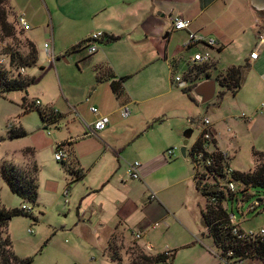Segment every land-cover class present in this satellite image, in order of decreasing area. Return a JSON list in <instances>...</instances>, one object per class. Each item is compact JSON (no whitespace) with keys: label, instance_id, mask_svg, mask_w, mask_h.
<instances>
[{"label":"crops","instance_id":"0c3cea01","mask_svg":"<svg viewBox=\"0 0 264 264\" xmlns=\"http://www.w3.org/2000/svg\"><path fill=\"white\" fill-rule=\"evenodd\" d=\"M249 3V0H7L10 10L16 15L18 27L20 26L17 18L22 16L30 29L43 26L46 28V42L52 54L55 52L63 55L60 58L55 57L54 61L60 59L64 66H70L67 60V57H70L79 72L85 70L90 72L89 81H86L85 86L76 82L73 88H69L63 67L57 65L53 67L54 61L48 62L43 53L45 63L52 65L49 68H53L56 76V88L52 96L54 95L55 101L58 100L54 107L57 111L50 106L55 101L42 105L39 98L34 100L27 95L23 97L29 104L30 101L32 103L38 101V109L44 110L45 113L54 112L55 117L51 120L48 116L44 122L40 119L43 128L49 122L53 124L63 122L66 114H62L59 109L64 108L63 102L69 106L66 113L69 118H73L71 124L76 136L67 137L60 142L63 144L61 147L68 153L69 167L68 173L60 172L61 180L55 183L60 190L67 192L78 188L74 207L75 225L91 221L92 215L85 220L82 216L84 209L92 206L93 210L90 213L98 212V219L93 217V222L97 228L106 232L107 237L112 231L128 235L131 229L138 231L141 234V242L138 243L140 245L144 242L149 243L152 246L151 255L163 252V249L154 250L153 243L156 242L154 235L148 239L151 232L157 234V241H163L169 237L166 232L169 222L176 221L183 227L187 225L175 216L169 203L164 200L162 196L164 188L154 184L152 180L149 181L151 176L168 163L169 159L163 157L164 147L153 149L145 137L142 140V137H116L115 131L119 120L129 119L132 115L130 106L134 115H137L142 111L143 102L162 95L155 94V87L152 91L149 89L151 96L144 99L139 98L137 93L127 91L125 84L133 76H142V90L144 85L156 83L164 85V93L170 94L174 91L173 82L176 76L172 77V71L176 69L180 60L184 59L187 66L193 67L189 65L188 59L194 53H206L209 61L194 66L205 68L209 74V78L206 79L215 81L214 95L211 99L213 100L221 89L216 83V77L220 78V74L229 67H243L240 71L242 78L240 88L234 94L225 91L221 99L213 103L212 109L221 110L222 120L236 122L238 128L234 137H251L250 150L264 151V10H257ZM174 15L188 20V28L172 29L170 17ZM20 30L23 31L26 41L35 47L27 31L21 27ZM97 31L102 33V39L97 43L94 53L88 55L84 50H70ZM188 32L213 38L218 46L210 48L198 44L185 48ZM108 36L117 39L106 42ZM254 49L257 50V56L250 59L249 54ZM35 65L43 68L42 79L47 72L45 73L44 65L38 62V52ZM27 69L29 68L25 69L26 75ZM199 76L200 79L195 81L189 80L187 76L186 80L183 79L185 85L188 84L186 89L189 95L197 84L206 80ZM120 77L127 78L120 82L118 80ZM180 81L181 78L177 83ZM119 84L121 94L116 96L113 86ZM86 93L89 95L84 100L83 95ZM122 104H127L130 110L126 118L121 117L119 113ZM90 107L96 109V114L91 113ZM99 115L108 118L105 129L96 134L100 135L99 137L86 136V126ZM241 115H245L248 121L241 120ZM19 128L23 129L21 126ZM129 130L124 129L125 133H131ZM122 142L123 144H118ZM57 145L58 143H55V146ZM129 147L136 148L137 155L142 157L138 160L140 182L136 183L142 190L136 195L133 193L132 196L131 185H126L118 175V171L121 172L123 169L122 156ZM215 147L223 150L216 135ZM237 150L239 148L234 147L230 151L235 155ZM185 151L186 149L184 154ZM130 163H126V169ZM229 164L231 166V160ZM72 172L74 174H71ZM128 180L133 181L130 178ZM150 193H154L155 199H149ZM106 197L109 198V203L106 202ZM204 204L199 210L200 220ZM104 205L111 207L112 214L108 217L104 214ZM156 222L164 223L166 226L160 224L154 228L153 223ZM238 223L240 226L239 220ZM191 233L195 237L194 240L169 246L173 251L170 264H177L178 252L186 250L191 253L197 250L200 255L190 264H225L215 255L214 245L206 235L205 227L200 233L194 231ZM241 264L264 263L258 259L250 261L246 259Z\"/></svg>","mask_w":264,"mask_h":264},{"label":"rangeland","instance_id":"374dc122","mask_svg":"<svg viewBox=\"0 0 264 264\" xmlns=\"http://www.w3.org/2000/svg\"><path fill=\"white\" fill-rule=\"evenodd\" d=\"M4 8L7 23L12 27V34L5 36V33L0 30V66L8 72V75L13 77L16 74L21 77H38L40 70L36 65L27 69L26 75V68H23L22 73H19L18 69L10 63V53L13 55L17 52L22 56H26L29 47L23 31L16 25V15L10 10L7 2ZM25 30L35 44L38 52V62L44 65L45 73H47L43 75L42 79L40 78L38 83L30 86L25 91L26 93L13 91L0 95V138H4L0 141V170L1 164L6 162L34 176L37 186L36 203L31 204L22 201L12 194L0 175V207L4 209L22 208L30 213V217H12L4 227H1L0 242L3 239H8L10 245L6 246L5 249L19 258L31 257L32 264H130L138 250L141 249L144 253L150 254L152 246L147 242L140 245L138 242H141V238L133 240L128 234H118L115 231H112L110 236L107 237L106 232L97 228L93 222L94 218L98 219V212L91 214L92 206L85 208L82 216V219L85 220V218L87 219L92 215L91 221L88 222L91 226L87 222H85L86 224L75 225L74 207L78 188L71 189L66 196H63V189L60 190L55 183L61 180V171L63 173L67 172L69 158L64 163L56 162L53 158L56 149L55 143L60 144L67 137L76 136L71 124L73 118H69L70 116L67 115L66 110H69V106L63 102L64 108L59 110L62 114H66V118H63L64 121L57 124L49 122L43 128L37 109L31 107L27 100H24V106L21 105V100L26 95L34 100L39 98L42 105L53 102L55 99L52 93L56 88L54 70L49 68L52 65L45 63L42 50L43 44L47 41L46 28L43 26L30 29L28 26ZM54 56L60 58L63 55L54 52ZM67 60L70 66H64L59 59V61L53 62V67L56 65L63 67L69 81L67 87L73 88L76 82L85 86L86 81H89L90 72L88 70L79 72L71 58L67 57ZM184 61V59L180 60L176 69L172 71V77L179 76L181 81L180 83L176 82L177 84L173 82L175 84L173 86L174 91L170 94L164 93V85L156 83L144 85L142 90V76H133L126 82L125 89L133 94L137 93L141 99L151 96L149 89L152 91L154 87L156 89V91L154 90L155 94L162 93V95L143 102L141 104L142 111L137 115H134L133 108L130 106L132 115L129 119H120L117 123V131H115L118 138L131 136L135 138L142 137V140L145 137L153 149L157 150V148L164 147L163 153L167 149H174V156L168 160L167 165L149 178V181L152 180L154 184L164 188L162 194L164 200L169 203V207L175 212V216L181 222L187 224L183 227L176 221L169 222L166 229L169 237L163 241H157L158 236L154 232H151L148 236L150 240L154 235L156 241L153 243L154 250L163 249V251L166 250L172 254L173 251L169 249V246L194 240L195 237L191 232L200 233L204 229L203 222L199 217V210L203 208L204 198L194 188V169L189 154L191 145L197 140L200 133V120L204 117L210 119L211 129L217 136L220 148L227 152L234 171L248 172L255 168L249 148L251 137H234L238 128L236 122L222 120L221 110L214 111L212 109L213 103L218 100L214 98L210 102L201 104L193 93H190L191 97H188L182 92V89L188 86L187 83L186 85L184 83V80H186L184 74L189 66ZM139 92H142V94ZM88 95L89 93L83 95L85 96L84 100ZM59 100L61 101V99ZM30 102L32 103V101ZM56 103H58V100L50 106L55 109ZM55 110L57 111V109ZM226 110L228 111V109ZM9 126L12 127L11 129H17L21 126L27 132V135L7 140L5 137ZM124 129L131 131V133H125ZM187 129H191L192 133L188 138L183 157L180 151L184 141L182 134ZM118 144H123V142ZM234 147L239 148L235 155L234 152L230 151ZM122 158L121 167L123 169L121 172L118 171V175L123 179V182H126V185H131V196L133 193L136 195L142 190L141 187L136 185L140 182V178L133 181L128 180L126 163L138 162L139 158L142 157L137 155L136 148L129 147L125 150ZM248 191L253 195L246 200L238 199V203L242 207L237 208L236 201L226 200V213L234 214L235 219L240 221V228L243 231H256L264 228V189L251 187L248 188ZM106 195H108L107 191ZM257 199H261V201L258 202ZM106 202L109 203L108 197H106ZM254 203L258 204L255 210L241 216L240 213H245L246 209ZM189 206L191 207L189 208ZM103 211L107 217L112 214L109 205H104ZM44 242L46 244L42 247ZM147 246H151V249L146 250ZM188 251L178 252L177 264H190L193 259L200 256L196 252L197 250L192 253ZM111 256H115L116 259L112 260Z\"/></svg>","mask_w":264,"mask_h":264},{"label":"trees","instance_id":"16d2710c","mask_svg":"<svg viewBox=\"0 0 264 264\" xmlns=\"http://www.w3.org/2000/svg\"><path fill=\"white\" fill-rule=\"evenodd\" d=\"M7 0H0V30L5 33V36H10L12 34V27L7 23L6 12H5V4ZM264 28V26H263ZM116 37L108 36L106 37V42H111L116 40ZM84 42H81L70 50L79 49L81 51L84 50L82 46ZM29 52L26 56H22L15 52L13 55L10 53V63L15 68H30L35 66L37 59V51L34 45L31 42H28ZM85 51V50H84ZM241 68L243 67H229L227 68L221 75L220 78H216L218 80L217 83L221 88L215 95L217 100H220L225 91H229L234 94L241 85ZM40 75L38 77H21L19 74H16L14 77L8 75V72L0 66V95H3L8 92L13 91H21L25 92L26 89L39 82L43 68L40 67ZM209 78V74L205 71L203 67H189L186 70L185 76L189 80L195 81L200 79V76ZM127 77H120L118 80L123 82ZM121 86H113V91L116 96L121 94ZM182 92L186 94L188 97V89H182ZM24 98H22L21 105L24 104ZM24 106V105H23ZM31 106V105H30ZM38 114L40 119L44 122V120L50 118H54V112H44V110H39ZM56 115V114H55ZM48 116V117H47ZM51 116V117H50ZM9 127L7 131V136L5 137L7 140H12L20 137H24L26 132L17 127V129H11ZM199 137L192 144L189 150V154L194 150L196 146L199 145ZM4 140V138H0V141ZM191 156V155H190ZM251 156L255 163V168L248 172H237L234 171L231 179L236 182L242 183L245 188H259L264 189V151H257L252 149ZM217 160V159H216ZM35 171V170H34ZM0 175L10 192L20 198L22 201L29 202L31 204L36 203V179L34 176L19 170L18 168L10 165L8 163L1 164ZM71 174H74L73 172ZM74 176V175H73ZM193 183L196 191L200 193V195L204 198L205 206L201 211V218L204 227L206 228V235L211 239L215 250L219 252V257H223L228 250H231L234 257L247 258L253 257V259H258L262 263H264V244L262 243H248L237 239L232 236L229 231L228 226V214L226 213V209L223 208V202L226 203V200L231 201L232 195L225 196L221 193L217 194V201L215 204H210L208 198L211 195H214L215 192L206 193L204 192L199 182L193 176ZM261 201V200H260ZM259 201V202H260ZM16 216H28L30 217V213L28 210H24L22 208H12V209H4L0 207V228L4 227L7 222ZM47 242V241H46ZM42 245V247L46 244ZM8 239H3L0 242V264H32L31 257L19 258L13 253L7 251L5 249L6 246H9ZM172 253L171 257L172 258ZM111 259H116L115 256H111ZM168 259L167 255L164 252L156 253L154 255L146 254L143 251L138 250L137 253L133 256L130 264H165Z\"/></svg>","mask_w":264,"mask_h":264},{"label":"built area","instance_id":"2783aa9c","mask_svg":"<svg viewBox=\"0 0 264 264\" xmlns=\"http://www.w3.org/2000/svg\"><path fill=\"white\" fill-rule=\"evenodd\" d=\"M170 20H171V27L174 30H184L188 28L189 21L180 18L178 15H174L170 17ZM17 22L22 29H26L28 27L25 19L22 16L17 18ZM101 39H102L101 32L97 31L91 33L82 45L84 47L85 53L88 55L94 53L96 51L97 43ZM198 44L208 46L210 48L218 46L213 38L202 37L196 35L195 33L188 32L187 38L184 43V47L189 48L191 46ZM42 48L47 61L53 62L55 56L52 54L51 50L49 49V44L45 42ZM256 56H257V50L254 49L253 51L250 52L249 58L255 59ZM208 61H209V57L206 53L205 54L194 53L188 59V63L191 66L201 65L203 63H207ZM18 72L22 73L23 68H19ZM179 80H180L179 76L174 77L175 82H179ZM30 105L31 107L33 106L35 108L39 107L38 101H35ZM90 111L91 113L94 114H96L97 112L96 109L93 107H90ZM119 113L123 118L128 117L130 114L128 105L122 104L119 107ZM240 118L244 119L245 121H248V118L245 117V115H241ZM107 123H108L107 116L105 115L97 116V118L90 125L86 126L87 129L86 136L87 135L96 136L98 132L105 129ZM211 126L212 125L207 118H203L200 121V126H199L200 133L198 136L200 138L199 145L196 146L190 154L192 167L194 169L193 176L199 182L200 187L204 192L206 193L215 192L214 195H211L208 198L210 204H215L217 201V194L221 193L228 197L232 195L231 202L236 201L237 208L242 207V205L238 203V199L246 200L253 194L250 193L248 191V188H245V186L242 183L236 182L233 179H231L234 170L229 164L230 162L228 159V154L226 151L220 150L215 147V134L214 131L211 129ZM61 146H62L61 144H58L56 146L53 158L57 162L64 163L67 161L68 153ZM173 155H174V149L172 148L167 149L163 153V157L166 159H170ZM139 166L140 164L137 161H134L128 165L126 169V174L128 178L133 180L140 178ZM62 195L66 196L67 190H64L62 192ZM149 199L150 200L155 199L154 193L149 194ZM260 200L261 199H257L256 201L259 202ZM222 204H223V208L226 209V203L223 202ZM257 206H258L257 203L251 204L246 209L245 213L243 212L240 213L241 216H245V214H247L248 212L254 211ZM160 224L166 226L164 223L156 222L153 223V227H158ZM228 226L231 235L236 237L237 239L248 243L264 244V228H260L256 231L253 230L243 231L240 228L238 220L235 219L233 213L228 214ZM129 235L130 237H132L133 240H139L141 238V234L133 229L129 231ZM150 247L147 246L146 250L147 249L150 250L151 249ZM163 252L168 257L165 264H170L171 253H169L166 250ZM214 252L218 260L225 264H241V262L246 259H253V257H247V258L234 257L231 250H228L223 257L218 256L220 253L217 252V250H214Z\"/></svg>","mask_w":264,"mask_h":264},{"label":"water","instance_id":"95a60500","mask_svg":"<svg viewBox=\"0 0 264 264\" xmlns=\"http://www.w3.org/2000/svg\"><path fill=\"white\" fill-rule=\"evenodd\" d=\"M249 2L251 7L257 10H264V0H249ZM214 87H215V81L206 79L203 82L197 84L193 88L192 93L199 99V102L201 104H204L212 99L214 95ZM190 135H191V129L185 130L182 134L184 138L183 146L180 149L182 156H184L186 141L190 137Z\"/></svg>","mask_w":264,"mask_h":264}]
</instances>
